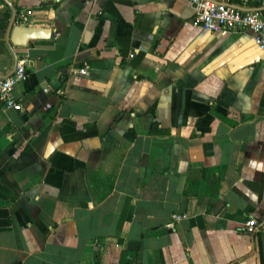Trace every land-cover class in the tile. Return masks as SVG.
Here are the masks:
<instances>
[{"label": "crops", "instance_id": "1", "mask_svg": "<svg viewBox=\"0 0 264 264\" xmlns=\"http://www.w3.org/2000/svg\"><path fill=\"white\" fill-rule=\"evenodd\" d=\"M13 10L51 35L8 41ZM195 12L0 0V74L26 69L0 100V264H264V54Z\"/></svg>", "mask_w": 264, "mask_h": 264}, {"label": "built area", "instance_id": "2", "mask_svg": "<svg viewBox=\"0 0 264 264\" xmlns=\"http://www.w3.org/2000/svg\"><path fill=\"white\" fill-rule=\"evenodd\" d=\"M196 7L193 22L219 33L249 31L264 54V0H190ZM85 72V68L80 69ZM26 78L25 60L17 58L14 70L7 76L0 75V100L6 106L21 108L13 94L14 85ZM183 212H173L167 225L183 218ZM249 231L264 233V218L249 217L246 222Z\"/></svg>", "mask_w": 264, "mask_h": 264}, {"label": "water", "instance_id": "3", "mask_svg": "<svg viewBox=\"0 0 264 264\" xmlns=\"http://www.w3.org/2000/svg\"><path fill=\"white\" fill-rule=\"evenodd\" d=\"M14 10L8 23L7 39L13 44L23 45L26 44L29 38L35 37H49L51 35V29L48 27H35L23 24H13ZM17 57H15L14 64L10 72L6 74H0L2 76L9 75L15 67Z\"/></svg>", "mask_w": 264, "mask_h": 264}, {"label": "trees", "instance_id": "4", "mask_svg": "<svg viewBox=\"0 0 264 264\" xmlns=\"http://www.w3.org/2000/svg\"><path fill=\"white\" fill-rule=\"evenodd\" d=\"M94 264H100V260H99V258H97L96 260H95V263Z\"/></svg>", "mask_w": 264, "mask_h": 264}]
</instances>
